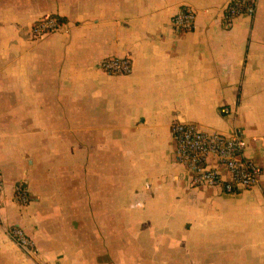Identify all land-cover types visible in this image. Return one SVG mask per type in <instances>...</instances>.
I'll return each instance as SVG.
<instances>
[{
  "label": "crops",
  "instance_id": "obj_1",
  "mask_svg": "<svg viewBox=\"0 0 264 264\" xmlns=\"http://www.w3.org/2000/svg\"><path fill=\"white\" fill-rule=\"evenodd\" d=\"M226 1L0 0V264H264V183L195 186L174 151L176 119L239 129L264 167V0L231 27ZM184 4L195 27L175 32ZM48 13L61 28L32 38Z\"/></svg>",
  "mask_w": 264,
  "mask_h": 264
},
{
  "label": "built area",
  "instance_id": "obj_2",
  "mask_svg": "<svg viewBox=\"0 0 264 264\" xmlns=\"http://www.w3.org/2000/svg\"><path fill=\"white\" fill-rule=\"evenodd\" d=\"M257 2L258 0H227L223 12L224 25L231 27L241 14L255 15ZM196 16V9L184 4L171 16V26L175 32L192 30ZM62 24L58 16L45 14L33 21L30 36L43 37L60 29ZM99 66L109 74H128L133 70V60L129 55H107L100 60ZM221 111L229 112L230 108L223 106ZM171 130L176 160L190 169L195 186L219 185L227 191H236L264 183V167L258 161L244 156L247 141L241 130L236 129L230 133L206 130L197 123L181 119L172 122ZM3 187L4 175L0 169V207L3 202ZM15 199L22 204L29 201V189L25 183L16 184ZM8 235L32 253L38 251L33 237L22 226L11 225Z\"/></svg>",
  "mask_w": 264,
  "mask_h": 264
}]
</instances>
